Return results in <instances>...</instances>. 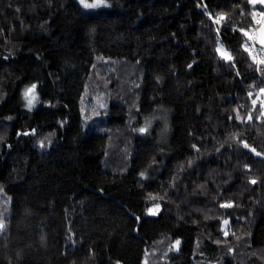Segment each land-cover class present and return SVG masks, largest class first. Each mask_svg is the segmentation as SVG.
Segmentation results:
<instances>
[{
  "label": "trees",
  "instance_id": "16d2710c",
  "mask_svg": "<svg viewBox=\"0 0 264 264\" xmlns=\"http://www.w3.org/2000/svg\"><path fill=\"white\" fill-rule=\"evenodd\" d=\"M107 1L0 0V264H264V10Z\"/></svg>",
  "mask_w": 264,
  "mask_h": 264
},
{
  "label": "rangeland",
  "instance_id": "374dc122",
  "mask_svg": "<svg viewBox=\"0 0 264 264\" xmlns=\"http://www.w3.org/2000/svg\"><path fill=\"white\" fill-rule=\"evenodd\" d=\"M84 10H86V11H89V12H94V11H97V10H100V9H104V8H108V7H110L111 6V3L110 2H108L107 0H100V2H98V0H85V2L86 3H88V4H96V7H91V8H85L84 6H83V4H81L80 3V0H75ZM258 12H261L262 13V11H260V10H257L256 11V19L255 20H257V14H258ZM261 25V24H260ZM260 25H257L256 23H255V27L253 28V29H250V30H247V31H242V34L244 35V33H247V35H254V33H253V31L254 30H258V28H259V26ZM253 30V31H252ZM218 49H219V54L223 57V58H225V56H229L231 59H232V56H231V54H230V52L223 46V45H221V44H219V46H218ZM231 59H226V60H228V61H230ZM29 89V88H28ZM27 90V89H26ZM32 95H34L35 96V93H33ZM31 98V96H29L28 97V99H30ZM37 99H38V97H37ZM34 101H35V99H34ZM38 105V103L37 104H33L32 103V107L34 108V107H36ZM149 209H152V211L155 213V214H150L149 213ZM148 209V211H147V214L149 215V216H156L157 214H158V212H159V206H158V208H157V206H153V207H150Z\"/></svg>",
  "mask_w": 264,
  "mask_h": 264
},
{
  "label": "snow or ice",
  "instance_id": "6c2138e0",
  "mask_svg": "<svg viewBox=\"0 0 264 264\" xmlns=\"http://www.w3.org/2000/svg\"><path fill=\"white\" fill-rule=\"evenodd\" d=\"M98 2H100V0H98ZM261 3H264V0H260ZM80 3L83 4V6L85 8H91V7H96V4H88L85 2V0H80ZM249 3H252V4H255L256 3V0H249ZM262 16H264V12L261 13ZM220 19H223V16H220L217 20H216V23H219L220 22ZM245 35H247V33H245ZM262 43H264V41H262ZM245 50H248L247 46L245 48ZM219 51V49H218ZM261 51L264 52V47L261 48ZM225 59H231L229 56H225ZM260 63H264V61H260ZM239 74V73H237ZM35 85H33L31 88L27 89L25 91V96L26 97H29L31 96L30 99H28V107L29 109H31V106H32V102L33 100L35 99V96L32 95L34 93V90H35ZM261 92L264 93V89H261ZM250 118V117H249ZM139 131L143 132L145 131V129H139ZM43 146V145H41ZM245 147H247V145H245ZM143 175V173L141 174ZM256 181L253 180L252 183H255ZM222 207H231L232 205L231 204H223L221 205ZM158 208V206H157ZM149 213L150 214H155L152 209H149ZM225 224H227V221L224 222ZM0 227H2V224H0ZM225 235H227V233H225ZM180 242L179 241H176V244L178 245Z\"/></svg>",
  "mask_w": 264,
  "mask_h": 264
},
{
  "label": "built area",
  "instance_id": "2783aa9c",
  "mask_svg": "<svg viewBox=\"0 0 264 264\" xmlns=\"http://www.w3.org/2000/svg\"><path fill=\"white\" fill-rule=\"evenodd\" d=\"M264 16L261 15V12L257 14L256 24L260 25L263 21ZM253 31V30H252ZM254 35H245L249 43V50L257 63L258 68L261 66L262 63L260 61H264V52L261 51V47L257 44V30L253 31Z\"/></svg>",
  "mask_w": 264,
  "mask_h": 264
},
{
  "label": "water",
  "instance_id": "95a60500",
  "mask_svg": "<svg viewBox=\"0 0 264 264\" xmlns=\"http://www.w3.org/2000/svg\"><path fill=\"white\" fill-rule=\"evenodd\" d=\"M253 5L264 10V3H261L260 0H256V3ZM262 41H264V19L257 30V44L261 48L264 47V43H262Z\"/></svg>",
  "mask_w": 264,
  "mask_h": 264
},
{
  "label": "bare ground",
  "instance_id": "6f19581e",
  "mask_svg": "<svg viewBox=\"0 0 264 264\" xmlns=\"http://www.w3.org/2000/svg\"><path fill=\"white\" fill-rule=\"evenodd\" d=\"M264 19V18H263Z\"/></svg>",
  "mask_w": 264,
  "mask_h": 264
}]
</instances>
